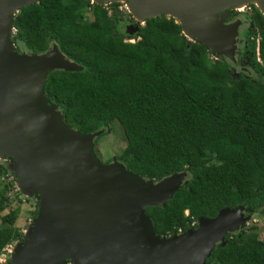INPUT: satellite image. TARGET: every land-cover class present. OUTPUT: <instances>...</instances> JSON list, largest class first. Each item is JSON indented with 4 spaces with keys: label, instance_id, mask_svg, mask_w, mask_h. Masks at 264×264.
Here are the masks:
<instances>
[{
    "label": "trees",
    "instance_id": "1",
    "mask_svg": "<svg viewBox=\"0 0 264 264\" xmlns=\"http://www.w3.org/2000/svg\"><path fill=\"white\" fill-rule=\"evenodd\" d=\"M252 4L248 19H234L233 60L209 59L204 44L163 14L136 21L127 42L116 26L117 2L38 0L11 16L16 51L55 45L80 67L44 78L43 93L65 125L102 134L115 121L125 141L116 160L127 171L153 181L185 172L163 205L144 207L158 237L194 229L224 207L249 215L264 206V14ZM12 219L0 216V250L22 240ZM205 261L264 264V240L254 228L226 234Z\"/></svg>",
    "mask_w": 264,
    "mask_h": 264
},
{
    "label": "water",
    "instance_id": "2",
    "mask_svg": "<svg viewBox=\"0 0 264 264\" xmlns=\"http://www.w3.org/2000/svg\"><path fill=\"white\" fill-rule=\"evenodd\" d=\"M23 1L0 0V151L11 152L20 174L38 187L41 199L37 198L31 242L28 247L25 239L20 243L12 264H56L62 255L63 262L74 256L78 264H208L212 247L222 246L224 235L244 223L248 215L243 207H224L212 218L199 217L194 229L156 236L144 207L163 205L185 172L153 181L130 173L116 158L99 162L92 139L102 131L80 134L65 125L57 105L43 93L48 71L80 67L65 60L55 45L39 54L13 48L9 36L13 12L38 0L8 13L10 4ZM130 1L144 19L171 16L189 40L234 59L236 46L232 44L226 53L221 47L229 39L212 36L216 22L231 21H224L223 11L210 8L232 7L239 0ZM234 21L235 27L224 37L233 34L235 42L239 21ZM136 30L135 25L125 26L129 34ZM27 70L35 80L19 76V71Z\"/></svg>",
    "mask_w": 264,
    "mask_h": 264
},
{
    "label": "rangeland",
    "instance_id": "3",
    "mask_svg": "<svg viewBox=\"0 0 264 264\" xmlns=\"http://www.w3.org/2000/svg\"><path fill=\"white\" fill-rule=\"evenodd\" d=\"M117 3L118 5L116 11V26L119 32L123 35L125 41L133 42L134 39H132L130 34L125 31V26L128 25L131 27L135 25V22L137 20H135V18H133V16H131V14L129 13L128 9L125 6L126 3H124L122 0H118ZM105 4L107 3H104L103 5ZM252 5V3H248L241 7L242 9H235L233 7H229L223 10L222 18L226 22H231H216L214 31H212V36L217 37L218 39H229V41L226 42L225 46L221 47L224 52L228 53L229 47H231L232 44L233 46H237L238 35L236 36L235 42L234 37H232L233 34L232 36L224 37L228 29H233L235 27L234 22L236 21H232L236 19L238 13L243 14V16L248 19ZM108 12H110L109 9ZM138 23L141 24L143 23V21H138ZM215 47L217 48V46ZM14 50L16 49L14 48ZM220 56L223 55H216L209 51L208 58L210 59L216 57L217 59ZM19 72L20 77L22 76L29 81L35 80V78L32 80V75L29 70ZM37 77L38 75H36V78ZM92 140L93 152L95 156L98 157L99 162L102 163H109L112 158H116V156L120 153L121 149L123 148L125 142L122 130L119 124L115 121L109 125L108 130H105L102 134L95 136ZM86 144H88V142H86ZM12 162V158L10 157L0 158V216L5 214L11 215V217L13 218V226L22 231L23 237L20 242L11 241L6 247L0 250V264H12L14 257L16 256V254H18V247L20 246V243L23 242L25 239V229H28L33 225V210L35 204L38 205L39 202V200H37L36 194H33L30 190H25L20 187V181L18 180V177L15 176V172L12 168ZM255 182L256 179L253 180V183ZM162 189L164 188L162 187ZM162 189L160 188L159 191H157L162 192ZM250 228H254L257 233V237L261 240H264V206L258 209L257 211L250 213L245 219L244 223L237 230L241 232H246ZM68 262L69 259H66L61 264H70Z\"/></svg>",
    "mask_w": 264,
    "mask_h": 264
},
{
    "label": "bare ground",
    "instance_id": "4",
    "mask_svg": "<svg viewBox=\"0 0 264 264\" xmlns=\"http://www.w3.org/2000/svg\"><path fill=\"white\" fill-rule=\"evenodd\" d=\"M31 1H34V0H25L23 2H19L17 4H10L8 7H7V11L8 13H10L11 11H14L17 9V7H19L20 5L22 4H26V3H29ZM93 2H96V3H106V0H92ZM123 1V0H122ZM126 6V8L128 9L129 13L137 20V21H143L144 17L138 13L136 11V9L134 8L132 2L130 0H124L123 1ZM248 3H254L259 9L260 11L264 14V5L262 3L261 0H239L237 1L236 3H234V5L232 6L233 8L235 9H242L241 7H243L244 5L248 4ZM227 7H231V4H217L216 6H213L210 8V11L213 12L215 9H218L219 11H223L225 8ZM165 14H169L168 12H164ZM9 18V16H8ZM12 154L10 151H4V152H1L0 151V158L1 157H11ZM12 168L15 172V176L18 177V180L20 181V187L23 188V189H27V190H30L33 194H36L37 195V198L38 199H41V196L39 195V189L36 185H34L32 182L30 181H27L26 179H24V177L20 174L19 170H18V166H17V162L14 161L12 162ZM37 222V219L35 218L34 219V223ZM34 230H35V227H29L28 229H25L24 231V234H25V242H24V246L25 247H28L30 242H31V239L33 237V233H34ZM64 257V255L60 256L57 261H56V264H60V263H63V260L62 258ZM70 264H78L77 262V259L74 257V256H71V260L68 262Z\"/></svg>",
    "mask_w": 264,
    "mask_h": 264
},
{
    "label": "built area",
    "instance_id": "5",
    "mask_svg": "<svg viewBox=\"0 0 264 264\" xmlns=\"http://www.w3.org/2000/svg\"><path fill=\"white\" fill-rule=\"evenodd\" d=\"M13 32H14V30H13L12 28H10V33H9V36H10V37H11V34H13ZM210 59H216V57H213V58H210ZM234 71H235V69L232 68V72H234ZM184 213L186 214L187 212L184 211ZM7 245H8V243H7L4 247H6ZM4 247H3V248H4ZM3 248H2V249H3ZM2 249H1V250H2Z\"/></svg>",
    "mask_w": 264,
    "mask_h": 264
},
{
    "label": "flooded vegetation",
    "instance_id": "6",
    "mask_svg": "<svg viewBox=\"0 0 264 264\" xmlns=\"http://www.w3.org/2000/svg\"><path fill=\"white\" fill-rule=\"evenodd\" d=\"M135 20H136V19H135ZM248 56H249V53L245 52V53H244V58L247 59ZM239 65H243V61H240V62H239Z\"/></svg>",
    "mask_w": 264,
    "mask_h": 264
}]
</instances>
